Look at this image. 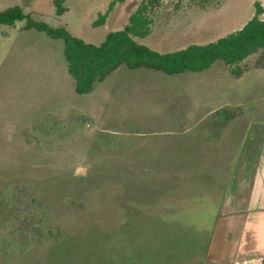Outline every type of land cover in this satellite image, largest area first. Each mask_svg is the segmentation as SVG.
I'll return each mask as SVG.
<instances>
[{"label":"rangeland","instance_id":"374dc122","mask_svg":"<svg viewBox=\"0 0 264 264\" xmlns=\"http://www.w3.org/2000/svg\"><path fill=\"white\" fill-rule=\"evenodd\" d=\"M113 1L66 0L59 16L55 0H0V12L20 6L100 45L144 0ZM258 8L264 20V0H158L135 39L161 54L207 45ZM25 25L0 24V264H226L208 241L227 170L264 122L263 52L174 76L123 65L80 95L63 42Z\"/></svg>","mask_w":264,"mask_h":264},{"label":"trees","instance_id":"16d2710c","mask_svg":"<svg viewBox=\"0 0 264 264\" xmlns=\"http://www.w3.org/2000/svg\"><path fill=\"white\" fill-rule=\"evenodd\" d=\"M65 1L55 0L59 16L67 11ZM118 1L114 0L110 4V11ZM157 4L158 0H144L131 16L129 24L123 30L109 33L100 45L87 43L64 27L53 28L46 22H36L20 6L1 11L0 24L14 26L19 21H26V30L36 29L52 39L62 41L68 72L75 80L76 92L80 95L92 93L98 83L104 82L123 65L131 70L150 68L174 76L207 71L218 61L233 66L258 52L262 51L264 55V20L260 17L262 8L257 9L255 17L242 29L207 45H190L183 50L161 54L140 44L135 37L149 36L151 20L148 14L151 7ZM106 17L107 14H101L94 26H101Z\"/></svg>","mask_w":264,"mask_h":264},{"label":"crops","instance_id":"0c3cea01","mask_svg":"<svg viewBox=\"0 0 264 264\" xmlns=\"http://www.w3.org/2000/svg\"><path fill=\"white\" fill-rule=\"evenodd\" d=\"M131 89L146 91L144 86ZM234 162L224 178L219 233L209 238V253L214 250L215 263L264 264V122L245 134Z\"/></svg>","mask_w":264,"mask_h":264}]
</instances>
